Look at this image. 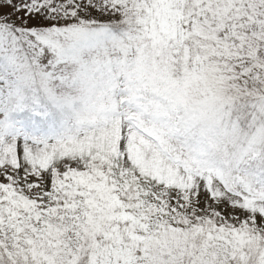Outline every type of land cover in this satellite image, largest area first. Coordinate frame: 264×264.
I'll return each instance as SVG.
<instances>
[{
  "label": "snow or ice",
  "instance_id": "6c2138e0",
  "mask_svg": "<svg viewBox=\"0 0 264 264\" xmlns=\"http://www.w3.org/2000/svg\"><path fill=\"white\" fill-rule=\"evenodd\" d=\"M0 264H264V0H0Z\"/></svg>",
  "mask_w": 264,
  "mask_h": 264
}]
</instances>
